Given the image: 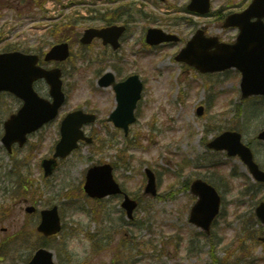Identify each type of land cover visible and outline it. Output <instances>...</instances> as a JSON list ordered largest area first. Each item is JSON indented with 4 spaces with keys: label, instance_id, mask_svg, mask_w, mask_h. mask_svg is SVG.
I'll list each match as a JSON object with an SVG mask.
<instances>
[{
    "label": "rangeland",
    "instance_id": "374dc122",
    "mask_svg": "<svg viewBox=\"0 0 264 264\" xmlns=\"http://www.w3.org/2000/svg\"><path fill=\"white\" fill-rule=\"evenodd\" d=\"M38 1L0 0V52L46 53L60 37H67L62 30H54L56 18L81 21L73 35L72 57L62 66L66 103L54 121L32 135L24 147L15 146L13 154L1 142L3 124L22 103L8 94L0 102V264L26 263L43 242L34 234L39 218L25 212L36 199L39 211L59 207L63 230L48 241L57 264H264V245L257 241L260 224L254 216L264 200V186L253 181L240 159L206 147L236 124L264 169V144L257 140L264 129L263 98L243 101L244 111L237 118L239 72L202 75L175 61L183 43L152 48L143 41L147 28H169L162 16L170 14L176 20L185 16L180 9L186 0H166V4L158 0L159 6L149 5L151 0L135 1L134 11L144 10L148 18H139L132 26L117 53L120 62L104 63L108 53L99 42L80 51L75 38L100 25L98 18L108 9L102 0H62L61 5ZM132 1L122 2L129 5ZM249 2L213 0V11H237ZM169 5L175 8L170 10ZM151 17L157 20L150 23ZM180 28V36L189 39L193 28L185 24ZM212 34L229 41L237 31L214 29ZM119 67L124 68L123 77L136 73L145 85L136 111L138 120L128 136L106 121L116 107L115 93L97 84L106 70L118 75ZM36 90L50 97L44 82ZM200 106L204 107L201 116L197 113ZM77 109L96 113L97 122L84 128L94 142L80 144L60 161L50 178H44L41 161L53 154L63 118ZM103 163L114 164L117 181L139 202L133 220L121 205L123 197L96 200L86 195L88 169ZM148 168L157 177V197L144 193ZM196 178L214 183L223 198L210 237L189 222L196 202L189 184Z\"/></svg>",
    "mask_w": 264,
    "mask_h": 264
},
{
    "label": "water",
    "instance_id": "95a60500",
    "mask_svg": "<svg viewBox=\"0 0 264 264\" xmlns=\"http://www.w3.org/2000/svg\"><path fill=\"white\" fill-rule=\"evenodd\" d=\"M195 8H201V12L209 9L208 0H193ZM256 18V21H252ZM226 27L236 26L240 34L234 44L220 43L218 38H206L199 32L187 47L181 51L177 60L196 67L203 73L217 72L236 67L242 72L241 92L242 98L253 95H264V0H253L252 4L242 13H235L227 18ZM124 28L110 30H87L82 42L90 44L94 38L106 39L105 42L113 44L118 48V39ZM176 40L175 37L166 35L162 31L152 29L149 31L147 42L157 45L163 42ZM70 55L68 44L57 45L46 56V60L64 61ZM38 57L25 55L20 52L0 54V94L2 91H10L22 98L25 102L18 114L13 115L5 124V135L3 143L11 152L12 145L18 142L23 146L27 141V134L37 130L45 122L52 120L65 100L62 92L61 70H45L36 64ZM45 78L50 85V94L53 103L42 99L34 91L33 83ZM102 87L114 86L117 93L118 107L110 117L117 127L123 128L128 133L129 125L136 118L134 111L137 102L141 98L143 85L137 75L130 77L126 82L116 83L112 73H107L99 82ZM203 108L198 113L202 114ZM93 115L83 112H74L67 116L62 125V140L57 145L54 158L43 161L45 175L53 173L57 166V158H65L77 147V141L86 138L81 131L84 124L93 122ZM241 134L236 131H228L217 137L211 143L210 148L227 150L230 156L240 155L248 165L251 173L259 181H264V172L259 170L254 162L253 154L248 147L241 142ZM264 140V131L259 134ZM110 165L92 167L87 174L85 190L91 197L103 198L108 195L120 194L122 191L114 181ZM148 185L146 194L155 196L157 194L156 179L152 171L148 170ZM191 191L198 196V201L192 209L191 221L207 232L211 223L219 212L220 197L215 188L202 180L193 182ZM137 203L126 196L123 207L131 216ZM32 211V209H28ZM257 214L264 222V203L258 209ZM61 229L58 209L42 212V222L39 231L46 236L56 234ZM30 264H54L53 254L46 249L38 251Z\"/></svg>",
    "mask_w": 264,
    "mask_h": 264
},
{
    "label": "flooded vegetation",
    "instance_id": "af4514ba",
    "mask_svg": "<svg viewBox=\"0 0 264 264\" xmlns=\"http://www.w3.org/2000/svg\"><path fill=\"white\" fill-rule=\"evenodd\" d=\"M104 5L108 6V9L105 12H102L100 17L98 18L100 20V25L98 26H91L95 28H110L112 26H124L126 28V31L124 35L122 36L120 42H121V47L125 43L126 36L130 33V31L133 29L132 26L136 25L138 21L139 15L135 13L133 5L136 3L133 0L132 3H129V5H123L124 0H102ZM157 0H151V4L149 5H155ZM165 4L167 3L166 0H161ZM191 0H186L184 5L181 6L180 12L185 14L181 20H170V22L166 23L165 25L168 26L167 32L169 33H176V34H181V29L180 26L181 24L187 25V27H192L193 28V33L196 32L198 29L203 28L206 35H211L214 29H219L220 31H225L223 28L224 21L226 19V10H218L213 13H210L208 16H202L197 13H191L188 11V5ZM115 6V7H111ZM170 10H173L175 7L173 5L168 6ZM145 12V11H143ZM144 18H148L146 13H143ZM153 18L151 17L149 19L150 23ZM201 19H208V20H213L208 21V22H199L198 20ZM148 20V19H147ZM154 20V19H153ZM152 20V21H153ZM156 21V19L154 20ZM183 40V39H181ZM99 42L102 44V41L99 40ZM107 48L109 52H112V48L109 45L104 46ZM37 205V203H35ZM36 217H40L38 214V211L34 212ZM4 230H6L4 228ZM28 262V261H27ZM26 262V263H27Z\"/></svg>",
    "mask_w": 264,
    "mask_h": 264
},
{
    "label": "trees",
    "instance_id": "16d2710c",
    "mask_svg": "<svg viewBox=\"0 0 264 264\" xmlns=\"http://www.w3.org/2000/svg\"><path fill=\"white\" fill-rule=\"evenodd\" d=\"M241 114H242V108H241L240 106H238V110H237V118H238L239 116H241Z\"/></svg>",
    "mask_w": 264,
    "mask_h": 264
}]
</instances>
